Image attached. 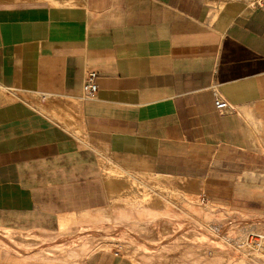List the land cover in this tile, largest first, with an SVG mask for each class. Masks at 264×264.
Instances as JSON below:
<instances>
[{
    "label": "crops",
    "instance_id": "1",
    "mask_svg": "<svg viewBox=\"0 0 264 264\" xmlns=\"http://www.w3.org/2000/svg\"><path fill=\"white\" fill-rule=\"evenodd\" d=\"M126 168L149 191L263 199L264 0H0V230L25 243L2 263L135 264L84 248L137 199Z\"/></svg>",
    "mask_w": 264,
    "mask_h": 264
},
{
    "label": "rangeland",
    "instance_id": "2",
    "mask_svg": "<svg viewBox=\"0 0 264 264\" xmlns=\"http://www.w3.org/2000/svg\"><path fill=\"white\" fill-rule=\"evenodd\" d=\"M126 171L143 182L142 185L134 184L137 199L117 201V208L112 209V215L117 212V223L89 225L91 230L87 231L94 232L95 236L109 237L110 231L116 230L118 238H87L84 241L86 258L100 251L106 254L117 252L135 264H237V257V260L241 259L240 263L256 264L251 251L264 235V194L254 206L241 209L231 205L218 206L206 201L202 192L191 200L179 191L160 187L149 191L145 184L152 175L127 168ZM121 177L133 182L127 174H121ZM162 192L168 201L150 203L143 196V193L156 195ZM174 194L177 197L172 199ZM106 198L110 199L103 191L102 199ZM4 233L0 230L2 250L15 253L14 250L25 247L23 241L19 244L15 233ZM3 235L8 237L5 239L9 242L8 248L4 246ZM10 235L15 238H9ZM41 243L54 252L65 253H72L78 246V241L73 240H54L52 243L44 240ZM8 252L7 257L0 254V264L8 261ZM68 259L72 257L66 255L65 260Z\"/></svg>",
    "mask_w": 264,
    "mask_h": 264
},
{
    "label": "built area",
    "instance_id": "3",
    "mask_svg": "<svg viewBox=\"0 0 264 264\" xmlns=\"http://www.w3.org/2000/svg\"><path fill=\"white\" fill-rule=\"evenodd\" d=\"M97 73L89 72L86 77V83L84 86V93L86 98H95L98 92V85H97ZM229 108V105L226 101L219 100L216 102V109L219 112L225 111Z\"/></svg>",
    "mask_w": 264,
    "mask_h": 264
},
{
    "label": "bare ground",
    "instance_id": "4",
    "mask_svg": "<svg viewBox=\"0 0 264 264\" xmlns=\"http://www.w3.org/2000/svg\"><path fill=\"white\" fill-rule=\"evenodd\" d=\"M118 180H120V179H118ZM137 181V180H136ZM124 184V183H123ZM119 186V185H118ZM120 187V186H119ZM121 188V187H120ZM119 188V189H120ZM119 189H117V191L119 190ZM111 193V192H110ZM116 193V192H115ZM117 194H119L118 192H117ZM156 198V197H155ZM158 198V197H157ZM156 198V200H158ZM154 199V198H153ZM160 200V199H159ZM162 201V200H161ZM202 217V216H201ZM189 221V220H188ZM209 225V224H208ZM208 227V226H207ZM199 228V227H198ZM201 229V228H200ZM226 240V239H225ZM254 247V249H253V252L251 251V253H252V259L256 262V264H264V235H261V238H259V242H256L255 243V246H253ZM244 251V250H243ZM250 254V253H249ZM249 256V255H248ZM238 258V257H237ZM237 258H235V262L238 264V263H240L239 261L241 260V259H239V260H237ZM241 258V257H240ZM243 259V258H242ZM164 260V259H163ZM245 260V259H244ZM244 260H242V261H244ZM247 261V260H246ZM223 263V262H222ZM242 263V262H241ZM240 263V264H241ZM247 263V262H246ZM243 264V263H242Z\"/></svg>",
    "mask_w": 264,
    "mask_h": 264
}]
</instances>
